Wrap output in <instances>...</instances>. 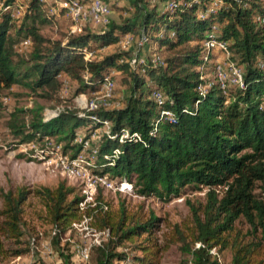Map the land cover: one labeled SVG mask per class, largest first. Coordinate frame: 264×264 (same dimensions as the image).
I'll use <instances>...</instances> for the list:
<instances>
[{
	"label": "trees",
	"instance_id": "obj_1",
	"mask_svg": "<svg viewBox=\"0 0 264 264\" xmlns=\"http://www.w3.org/2000/svg\"><path fill=\"white\" fill-rule=\"evenodd\" d=\"M167 1L129 0L137 22L119 17V21L109 20L103 30L83 28L55 40L45 39L33 25V19L41 15L42 2L29 0L18 25L0 9V96L16 85L49 98L60 86V74L76 82L74 95L96 93L110 70L119 72L127 92L119 106L106 108L98 103L92 110L80 111L71 105L44 118V107L33 104L14 110L7 126L20 143L54 141L51 149L66 156L68 162L82 149L81 142H75L80 136L88 144L82 152L83 159L89 161L88 170L116 185L129 183L139 196L167 200L179 196L186 186L204 189L202 202L185 200L191 227L186 234L175 227V239L167 240L165 246L172 241L179 243L188 264H218L210 251L227 246L228 233L238 219L251 232L259 231L264 242V108L260 106L264 77L256 66L259 60L264 61V0H221L216 13L202 16L199 8L209 0H172L170 9L165 7ZM257 16L262 21L256 20ZM211 25L216 27L215 36L226 42L230 59L241 69L242 86L228 84L222 92L211 83L201 96L196 89L195 67L201 41ZM135 33L139 38L145 36L146 44L164 51L161 64L153 65L144 57L130 65L134 55L122 50L98 59H85L80 51L85 48L91 55L95 49ZM24 39L29 41L25 52L17 47ZM153 88L163 93L160 105L149 95ZM160 110L170 114L160 117L153 128ZM102 120L109 121L106 132L101 130ZM124 129L128 134L120 137ZM96 130L98 134L91 138ZM30 192L18 188L15 193L0 194V256L28 251L25 245L20 246V223L22 205ZM38 193L54 224L53 243L71 222L94 217L97 230L106 228L108 235L92 246V264H152L145 253L131 256L123 244L143 234L150 241L158 217L150 214L144 221L128 219L123 208L109 214L101 202L82 214L78 204L83 196L62 182ZM257 246L260 243L248 242L239 248L232 245L230 264H252ZM146 247L139 248L148 254L159 251L154 243ZM59 257L57 264H72L68 254L60 252Z\"/></svg>",
	"mask_w": 264,
	"mask_h": 264
},
{
	"label": "rangeland",
	"instance_id": "obj_2",
	"mask_svg": "<svg viewBox=\"0 0 264 264\" xmlns=\"http://www.w3.org/2000/svg\"><path fill=\"white\" fill-rule=\"evenodd\" d=\"M0 1L9 2V0ZM11 1L20 5L23 10V13L19 16L13 17L15 24L18 25L26 11L29 0ZM105 2L110 5L108 21H119V17L129 18L135 22L138 21V17H133L134 11L130 6L129 0H105ZM44 4L45 6L41 7V15L33 19V25L45 39L55 40L63 38L64 35L81 32L83 28H87L92 32L106 28V25L89 21L73 22L61 12H58L57 17L53 15L47 19L45 15L48 8L56 3L46 0ZM157 5L161 6L159 3ZM130 35L131 37L129 38H125L123 35L117 43L95 49L89 57L84 58L98 59L104 54L122 50L130 56L148 57L150 63L152 56H159L162 61L165 55L164 51L157 49L152 43L139 45L138 33ZM18 48L25 52L28 49V45L25 47H19L18 45ZM108 74L113 80V86L107 95H103V91L89 92L82 96L80 94L74 95V90L77 86L76 82L67 75L62 74L57 77L60 80L58 90L49 98L38 97L35 93L37 91H30L16 85H12L8 90L2 91L0 96V194L6 191L15 193L18 188L27 189L31 192L22 205L20 223L23 232L21 236L23 243L20 246L25 245L28 247V251L18 256H0V264H40L41 262L57 264L60 262V252L68 254L72 264H92L91 254L92 246L95 244L94 241L96 239H100V241L105 239L104 235L100 233L101 230H97L94 217L88 220L87 217L83 216L79 221L71 222L66 232L61 234L59 239L53 243L54 224L50 220V216L42 201L43 198L38 192L42 191L43 188L54 189L60 182L72 188L74 194L86 197L78 204L79 212L82 214L90 211L89 208H92L97 202H101L104 206L103 208L109 214H114L118 207H121L124 209L128 219L132 217L133 220L144 221L150 214L158 217L159 221L157 227L151 231L150 241H147L146 235L143 234L133 237L129 242H124L125 248L123 250H127L131 256L142 257L146 254L145 259L148 258V262L151 260L150 263L152 264H188V256L182 254L178 249L179 243L172 241L167 246L165 244L167 240L175 239L173 238L175 227L185 234L188 228L191 227L190 212L185 200L202 202L204 189L193 190L190 186H186L181 190L179 196L162 200L155 196H139L131 190L119 189V184L113 183L111 188L96 185L94 189L90 188V193L85 194L83 190L86 187L83 179L69 174L64 168L66 156L59 152L54 153L51 149V146H54V141L42 139L39 142L20 143L19 137H14L7 126L10 114L14 110L27 109L32 107L33 104H39L44 107V118L51 117L56 109H61L65 106L75 105L80 111L84 110V107L91 100H97L101 105L103 103L106 108L119 106L127 93L126 86L121 82V74L119 72L110 70ZM98 132L99 130L96 133L93 132L91 138H94ZM79 163L81 167L88 171L87 166L83 165L84 163ZM88 172L91 173L90 171ZM1 208L2 199L0 196ZM128 219L127 223L131 224L132 221ZM248 242L260 243V246H257L252 253V264H257L258 262L264 264V242L260 239V233L259 231L251 232L249 226L242 219L234 222L232 231L228 233L227 246L224 248L214 247L210 252L216 257L218 264H230L232 256L231 246L235 245L236 248H239ZM150 243H154L159 248V251L148 254L139 248H147L146 245ZM79 247L88 249V256L84 260L76 253ZM119 264L125 263L120 262Z\"/></svg>",
	"mask_w": 264,
	"mask_h": 264
},
{
	"label": "built area",
	"instance_id": "obj_3",
	"mask_svg": "<svg viewBox=\"0 0 264 264\" xmlns=\"http://www.w3.org/2000/svg\"><path fill=\"white\" fill-rule=\"evenodd\" d=\"M45 3L46 0H38ZM153 1V0H152ZM51 2L56 3L54 6H51L47 10V14L45 15L47 19L51 16L59 14L61 12L65 17L69 18L73 22H84L89 21L92 23L103 24L106 25L108 22V16L110 13V8L107 2L104 0H51ZM221 0H209L208 2L201 5L198 11V15L202 16L208 13H216L217 9L221 6ZM174 5L172 0H169L165 3V7L170 9ZM45 6V4H44ZM43 6V7H44ZM0 9L9 13V15L13 17L19 16L23 13L22 7L15 3H5L0 1ZM258 21H262L261 18L258 16L255 18ZM211 30L206 33L205 38L201 41L200 53L197 58L198 63L196 64L195 69L198 73V80L196 89L199 95H203L206 88L209 84L215 83L218 87L224 92L225 87L228 84H233L237 86H242V77H241V69L230 59V53L227 48L226 42L218 39L215 36V25H211ZM125 38L131 37L130 34H125ZM146 42L145 36H141L139 38L138 44L143 45ZM29 41L27 39L22 40L18 45L19 47L27 46ZM18 47V46H17ZM18 50H21L18 48ZM85 57L90 56V52L82 48L80 50ZM142 61V57L133 56L129 64H135ZM151 63L153 65L161 64L162 61L159 56H152ZM257 68L261 71L264 77V61L259 60L256 64ZM210 76L209 81H204L206 78ZM86 79V77H85ZM113 83L112 80L109 78V75H105L103 77L102 82L100 83L99 91H103V95H107L110 89L112 88ZM83 94H80L82 96ZM150 97L154 100L157 105H160L163 100L164 96L162 91L159 88H153L150 91ZM98 104L97 100H91L84 108L85 110H92ZM103 105V103H102ZM196 106V104H194ZM261 107L264 108V100L260 104ZM55 114V111L52 113ZM169 111L167 110H160L158 113V118L153 122V128L156 125L158 119L164 115L169 116ZM91 120H97L94 115H89ZM109 129V121L102 120L101 121V130L107 131ZM128 131L124 129L121 133V136H126ZM132 136L135 138H139L136 133H132ZM76 142H81L82 149L78 154L71 159L69 162L66 160V163L63 165L67 172L71 175H75L83 179V183L86 188L84 193H90V188L94 189L96 185H100L102 187H113V182L107 179L105 176H99L96 174L89 173L86 169L80 166L79 162L84 163V166L89 165V161L83 159L82 152L88 146L86 141H82L80 136L75 137ZM31 143V142H29ZM56 153V152H54ZM119 189H126L131 190V186L129 183L120 182ZM86 199V197H83ZM81 203V202H80ZM104 238L108 235V230L105 228L100 231ZM103 238V239H104ZM100 239H96L94 241L95 244H98ZM77 255L81 259H86L88 256V249L86 247H79L76 250Z\"/></svg>",
	"mask_w": 264,
	"mask_h": 264
}]
</instances>
